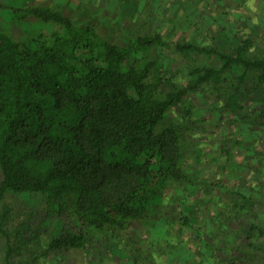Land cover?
<instances>
[{
    "label": "trees",
    "instance_id": "trees-1",
    "mask_svg": "<svg viewBox=\"0 0 264 264\" xmlns=\"http://www.w3.org/2000/svg\"><path fill=\"white\" fill-rule=\"evenodd\" d=\"M14 13L49 29L21 39L0 24L2 264L39 259L32 252V260L18 261L32 246L34 226L32 217L15 223L8 194L35 197L45 218L58 217L45 255L84 250L98 234L113 242L150 227L157 246L179 264H264V152L252 151L255 165H243L247 172L258 168L255 181L219 186L218 210L194 228L184 205L198 185L188 162L189 125L172 117L176 109L190 115L188 98L207 87L234 121L260 119L264 44L238 34L208 46L167 41L160 32L121 39L122 26L103 32L60 5L29 3ZM165 49L186 61L182 85L171 79ZM233 147L224 150L228 162ZM168 189L173 194L164 204ZM189 231L192 250L172 243V233Z\"/></svg>",
    "mask_w": 264,
    "mask_h": 264
},
{
    "label": "rangeland",
    "instance_id": "rangeland-1",
    "mask_svg": "<svg viewBox=\"0 0 264 264\" xmlns=\"http://www.w3.org/2000/svg\"><path fill=\"white\" fill-rule=\"evenodd\" d=\"M5 8L0 10V24L16 38H25L48 25L32 19L16 20L14 9L29 3L60 5L68 15L79 16L81 21H91L108 33L109 26L123 27V36L135 33L160 32L167 41L195 39L202 45L228 41L233 35L249 36L255 47L264 44V0H0ZM106 25V26H105ZM224 27L226 29L224 30ZM170 63L171 79L183 84L187 72L186 61L171 49H165ZM193 103L192 113L184 115L177 109L172 112L175 122L189 125L187 136L192 151L189 163L198 185L187 192L194 228L201 219L212 216L222 200L219 186L237 184L239 180H254V172H247L244 163L252 164V151L264 152V115L260 119L246 118L234 121L231 112L217 99L211 89L205 87L189 98ZM261 113L259 110L257 114ZM187 117V118H186ZM239 141L240 144L235 145ZM231 148L232 161H227L224 150ZM195 150V153L193 152ZM254 164V163H253ZM252 164V165H253ZM255 165V164H254ZM239 166V167H238ZM241 167V168H240ZM264 178V177H262ZM255 181V180H254ZM205 183V185H204ZM165 190L162 201L167 204L172 197ZM212 196V197H211ZM216 196L218 198H216ZM13 208L15 223L32 217L35 239L30 249L18 259L32 260V252L39 259L36 264H179L168 259L166 250H161L152 239L150 227H138L121 233L110 241L103 234L92 237L84 250H72L63 255L43 254L45 243L58 218H45L41 202L32 196L8 194L5 198ZM185 206L178 207L186 211ZM47 219V221H46ZM156 232V230H154ZM177 233V232H176ZM172 233V243L184 244L192 250L193 233L179 236ZM158 238V237H157ZM2 239H0V264H2ZM139 246V247H138ZM165 247V246H164ZM194 250V249H193ZM164 251V252H163Z\"/></svg>",
    "mask_w": 264,
    "mask_h": 264
}]
</instances>
